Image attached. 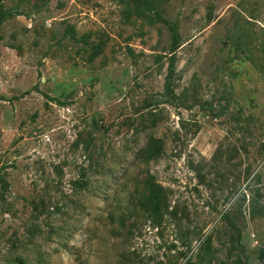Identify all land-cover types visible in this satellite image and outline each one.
I'll use <instances>...</instances> for the list:
<instances>
[{"label": "rangeland", "instance_id": "1", "mask_svg": "<svg viewBox=\"0 0 264 264\" xmlns=\"http://www.w3.org/2000/svg\"><path fill=\"white\" fill-rule=\"evenodd\" d=\"M0 175V264H264V0H0Z\"/></svg>", "mask_w": 264, "mask_h": 264}, {"label": "trees", "instance_id": "2", "mask_svg": "<svg viewBox=\"0 0 264 264\" xmlns=\"http://www.w3.org/2000/svg\"><path fill=\"white\" fill-rule=\"evenodd\" d=\"M121 3H123V2H126L127 0H119ZM175 60H174V57L171 59V74L173 73V71H174V64H175V62H174ZM0 181L3 183V184H5L6 183V179L2 176V175H0Z\"/></svg>", "mask_w": 264, "mask_h": 264}]
</instances>
